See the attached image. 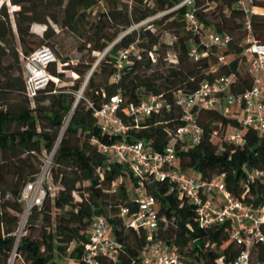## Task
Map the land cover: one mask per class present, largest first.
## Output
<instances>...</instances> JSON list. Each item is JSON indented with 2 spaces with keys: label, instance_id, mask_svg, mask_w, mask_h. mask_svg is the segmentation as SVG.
<instances>
[{
  "label": "trees",
  "instance_id": "trees-1",
  "mask_svg": "<svg viewBox=\"0 0 264 264\" xmlns=\"http://www.w3.org/2000/svg\"><path fill=\"white\" fill-rule=\"evenodd\" d=\"M237 2L197 0L199 19L230 37L223 52L230 60L223 65L216 47L202 46L208 55L198 61L189 57V43L200 39L187 31L184 9L175 10L179 0H0V264H8L13 253L14 234L24 212L21 192L40 174L45 154L58 142L67 120L50 170L58 192H48L43 205L31 211L28 234L19 242L14 264H58L65 257L83 264L89 228L96 216L109 221L123 246L119 264L141 262L146 235L126 229L119 216L123 208L131 212L138 208L126 184L132 177L92 144L94 136L107 141L100 134L94 110L119 91L128 104L140 103L151 95L162 96L172 111L152 115L132 132L154 150L162 151L184 124L182 111L175 105L178 91L190 95L205 82L233 75L231 91L235 96L251 90L254 78L244 55L248 47L245 16ZM101 4L103 8L95 12ZM8 5L16 10L11 13ZM256 5L264 8V0H257ZM150 19L154 20L129 32ZM58 29L75 37L79 50L87 52L90 61L73 66L70 59L62 58L54 43ZM252 29L264 43V17L253 16ZM114 44L87 82L96 60L92 55L104 53ZM131 45L137 46L138 53L120 71L119 81L113 82L118 69L112 54ZM42 46L54 51L63 71L58 63L53 64L47 89L32 102L26 93L22 61ZM67 71L75 76L72 86L59 84ZM83 87V97L77 102ZM198 124L203 129L199 144H176L180 169L195 172L204 181L223 175L234 197L263 205L264 184L257 182L248 188L244 166L264 172V136L250 128L242 146L222 141L226 131L239 129L241 124L218 110L201 111ZM215 134L221 140L218 143ZM147 190L157 200L159 216L165 219L156 237L175 247L184 264H236L243 249L230 240V223L203 228L193 207L168 181H150ZM248 264H264L263 243L253 246Z\"/></svg>",
  "mask_w": 264,
  "mask_h": 264
},
{
  "label": "built area",
  "instance_id": "built-area-1",
  "mask_svg": "<svg viewBox=\"0 0 264 264\" xmlns=\"http://www.w3.org/2000/svg\"><path fill=\"white\" fill-rule=\"evenodd\" d=\"M257 0H238L237 7L245 16V28L248 45L244 55L249 63V73L254 78L251 90L235 96L231 86L235 76L225 77L214 83H203L193 94L187 95L182 91L175 94V105L182 111L183 126L172 135V140L162 151L154 150L149 144L132 134L139 129L145 120L152 115L171 112L172 105L162 96H148L140 103L126 102L121 91L109 98L101 108L94 110L98 121L102 141L96 136L91 140L100 152L112 163L125 167L133 180V197L137 204L136 211L127 208L120 211L126 229L143 232L147 238V245L142 251L139 264H184L179 251L169 247L156 234L160 222L165 221L158 214L159 206L154 196L148 193L147 184L150 181L166 182L177 187L180 195L186 199L196 213L203 228H212L230 223V240L242 247L243 251L236 264H248L251 250L256 243L264 244V204L255 206L234 197L226 188L225 176H218L212 181H204L195 172H185L179 167L181 158L177 153L178 142L189 146H196L201 142L203 129L198 124L201 111L218 110L224 116L238 119L239 129H229L222 137V141L242 146L245 144V134L248 129H255L264 136V43L257 39L252 29V17L264 16V8L256 5ZM184 9L183 21L187 31L199 37V42L191 41L188 45L189 57L198 61L208 53L201 49L216 47L220 51L219 63L227 64L228 57L223 54L228 49L230 37L220 34L214 27L206 26L198 17L197 0H179L175 10ZM152 20V19H150ZM149 21V20H148ZM144 22L133 27L129 32L147 24ZM110 48L103 53V57L110 52ZM136 45L121 49L115 53L114 65L118 73L112 78L118 82L120 71L130 64L132 56L137 55ZM151 58L154 56L151 54ZM175 62V57L171 58ZM58 63L54 51L48 46H42L29 57L23 59L22 70L25 78L26 93L33 102L37 94L47 89L52 76L49 68ZM84 87L77 95V102L83 97ZM75 103V106L77 104ZM74 106V107H75ZM68 121L61 129L59 140L50 153L45 154L46 160L40 174L29 182L21 192L20 201L24 212L16 233L15 246L8 264H14L16 250L23 236L26 235V223L31 211L43 205L48 190L49 173L59 143L67 130ZM217 138V134H215ZM247 175V187L260 182L264 184V172L244 166ZM117 183L113 184V188ZM53 195V194H52ZM89 242L85 245L83 264H102L108 261L119 264L123 246L112 231V225L103 216L93 218L89 228ZM13 260V261H12Z\"/></svg>",
  "mask_w": 264,
  "mask_h": 264
},
{
  "label": "rangeland",
  "instance_id": "rangeland-1",
  "mask_svg": "<svg viewBox=\"0 0 264 264\" xmlns=\"http://www.w3.org/2000/svg\"><path fill=\"white\" fill-rule=\"evenodd\" d=\"M9 8H10L11 13H12V11H14L13 8L11 6H9ZM102 8H103V4L98 6L95 9V12H97L98 10H100ZM161 17L162 16L157 17V18H161ZM258 17H264V16H258ZM147 24H144L143 27L146 26ZM54 43H56L57 51L60 53L61 57L70 59L71 64L73 66L77 65L82 60L90 61L91 57L87 54V52H83L82 53L79 50V42H78V40L75 37H73L70 33L62 32L61 30L58 29V37L54 41ZM112 55H113V58H114L115 53H113ZM93 57L96 59L95 63H94V66H93V68H95V66H97L98 63L100 62L101 58H103V53H95V54L92 55V58ZM60 62H58V69H59V71H63L62 70V65L60 64ZM74 77L75 76L73 75L72 71H67V72H65L64 80L62 82H60L59 84L60 85L72 86L73 85V81H74ZM220 141L221 140H219L218 138L215 139L216 143H218ZM45 160H46V158H45ZM126 184H127L128 190L130 192V196L133 197V187H132L133 183H132V180H131L130 177L127 178ZM47 186L49 188H51V190H48V192H50V194L54 195V194H56L58 192V187L55 185V183H54V181L52 179L51 172L49 173V180L47 181ZM25 233H26V235L28 234L27 228L25 229ZM58 264H75V263L70 258L65 257V258H62V259L58 260Z\"/></svg>",
  "mask_w": 264,
  "mask_h": 264
},
{
  "label": "water",
  "instance_id": "water-1",
  "mask_svg": "<svg viewBox=\"0 0 264 264\" xmlns=\"http://www.w3.org/2000/svg\"><path fill=\"white\" fill-rule=\"evenodd\" d=\"M152 20H153V19H152ZM152 20H149L147 23L151 22ZM120 40H121V39H118V40L115 42V44L118 43ZM115 44L112 45V46L110 47V49H112V48L115 46ZM96 67H97V66H95V68L91 71V73H90V75H89V77H88V79H87V82H88L89 79L91 78V76H92L94 70L96 69ZM87 82H86V84H87Z\"/></svg>",
  "mask_w": 264,
  "mask_h": 264
},
{
  "label": "bare ground",
  "instance_id": "bare-ground-1",
  "mask_svg": "<svg viewBox=\"0 0 264 264\" xmlns=\"http://www.w3.org/2000/svg\"><path fill=\"white\" fill-rule=\"evenodd\" d=\"M14 10H16V8H14ZM13 261V260H12Z\"/></svg>",
  "mask_w": 264,
  "mask_h": 264
}]
</instances>
